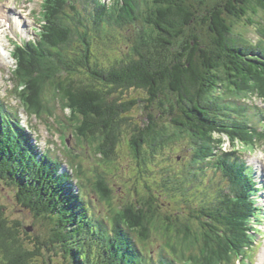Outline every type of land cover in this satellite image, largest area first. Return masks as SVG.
Segmentation results:
<instances>
[{
    "label": "trees",
    "instance_id": "obj_1",
    "mask_svg": "<svg viewBox=\"0 0 264 264\" xmlns=\"http://www.w3.org/2000/svg\"><path fill=\"white\" fill-rule=\"evenodd\" d=\"M49 1L53 4L46 21L51 28L31 49L32 61L21 67V88H26L21 96L16 89V97L31 108L29 104H38L36 92L43 99L41 84L49 81L52 73L57 74L49 86L55 98L67 105L65 110L74 117L72 121L78 123L72 126L70 122L78 134L72 132V138L84 137L90 144L97 140L92 146L98 154L107 156V161L111 154H117L115 146L123 131L131 127L137 161L142 159L141 169L149 170L150 183L145 182L144 195L137 192L129 203H122L114 217L102 218L95 212V202L89 199L88 191L83 188V192H76L72 178L60 173V165L54 159L48 155L38 159L27 134L11 131L4 120L5 105L0 103V181L12 187L17 204L51 225L46 243L38 239L28 247L22 243V223L9 219L0 206V264H53L55 257L60 256L69 264H177V255L168 248L160 250V254L165 252L163 256L155 257L136 243V239L149 235L147 226L151 220L160 217L181 232L170 234L178 242L174 251L185 255L194 246L190 241L194 238H190L193 223L209 237L224 238L203 222L205 217L197 216L203 205L196 206L189 198V186L182 188L185 174H175L181 183H174L168 179L172 177L169 172L161 181L152 172L159 171L155 160L162 156V149L187 138L212 141L216 135H228L233 140L241 136L243 142L256 141L247 133L249 128L237 119L241 110L227 97L238 96L246 101L244 98L257 94L264 104V0H115L112 8L96 5L93 14L86 8L73 19L69 17L68 24L63 18L67 4H61L66 0ZM125 29L136 30V43ZM251 29L255 37L250 36ZM44 42L51 45L49 50ZM59 60L61 69L54 71L53 65ZM29 89L35 94L29 96ZM133 92L135 95H130ZM40 107L44 113L50 111L42 102ZM133 109L144 115L141 124H134ZM231 111L239 116L230 118ZM260 119L264 122L262 110ZM65 121L58 123L65 126ZM110 145L112 148L107 150ZM194 149L192 158L189 156L195 163L193 167L209 153L205 148ZM64 151L79 162V155L65 144ZM19 168L30 170L33 175L28 179ZM158 185H163L157 189L160 193L154 191ZM95 191L97 198L104 201L114 194L102 174ZM164 200H175L178 209L164 211ZM223 210L222 206L214 215ZM184 211L189 213L191 222L181 226L183 219L179 215ZM245 212L238 207L233 216L225 213V221L236 226ZM241 227L238 224L235 243L246 236ZM156 235L161 238V234ZM206 236L202 235L201 241L208 244Z\"/></svg>",
    "mask_w": 264,
    "mask_h": 264
},
{
    "label": "rangeland",
    "instance_id": "obj_2",
    "mask_svg": "<svg viewBox=\"0 0 264 264\" xmlns=\"http://www.w3.org/2000/svg\"><path fill=\"white\" fill-rule=\"evenodd\" d=\"M40 2L41 0H0V65L3 67L0 69V77H1L0 103H3L5 105L6 111H9L10 109L17 110L18 115L20 113H23V111H25V108H28V106L23 107L21 100L18 101L16 98H13L12 97L13 94L11 96V91L13 90L12 88L14 87L13 83L11 82L12 72L9 70L10 64H8L7 61H5L2 56V46L6 45L7 48L10 47V49H12V47L9 46V42H7V40L5 39V36L9 35L10 38H15V37H14V33L4 26L1 17L2 15H5V20L11 23L12 29L18 30L22 27L23 23H25V21H23V23L19 24L18 20L20 18L26 19L25 17L26 16L29 17L32 11L33 13H36L35 9L38 10L40 8L39 5ZM36 23L37 22L35 20L31 19L27 25L39 27L40 23L39 22L37 24ZM111 25H113V23L109 24L108 26H110L111 28L112 27ZM4 28L6 30H4ZM22 30L24 32V35L26 37H29L27 28L24 27ZM110 32H114V30H111ZM124 32L125 33L127 32L126 35L133 42V40L135 39L134 34L136 33V30L132 29V31H130L129 29H125ZM250 32H251L250 36L255 37V34L253 33V29H251ZM134 41L136 43V40ZM107 42H109V40ZM48 47L50 48L51 45H49ZM113 48L116 47L113 46ZM64 50H62L63 54H64ZM108 53L111 52L108 51ZM59 63L60 60L59 62L56 61V65H53L52 69L54 71L61 69L60 66L61 63L60 64ZM56 75L57 74L52 73L49 81L55 78ZM32 79L33 78L31 77V80ZM49 81L47 82L44 81L41 84L42 87L40 93L41 96L43 97V99L41 98L42 101L40 100V96L38 95L39 93L36 92V101L38 102V104L36 102L35 105L29 104V107L31 108H28L32 110V112L38 111L40 116H44L46 115V113H44V111L40 107V104L42 102V104L45 106L46 109L50 108L49 112L52 114V115L50 114V116L48 115L49 119L47 120L48 121L47 123L44 121V119L43 121H41V120H37L35 117H29L28 121L30 126L36 125L38 134L40 135L38 139L40 145L33 143L34 145L37 146L38 151L43 149V145L45 147L46 141L51 144V141L53 140L57 144L59 142L62 146L64 144L66 145L64 141V136L61 133L63 129L60 128L58 130L57 128H53L52 124H54V121H59V120L64 121L66 119L65 122L68 127V123L72 121L71 117L74 118L73 116H71V113L69 114L68 111L65 110V108H67V105L63 101H59L55 98L52 88L49 86ZM30 90L31 89L27 91V94L29 96L31 94L34 95L35 93H32ZM21 91L22 92L19 93L20 96L24 94L25 89ZM134 93L135 92L131 93L130 95H135ZM256 96L257 94L253 95V98L250 99L244 98L246 101L240 100L241 98L238 96L229 95L227 97L228 102L232 103L234 107L241 110L240 113L241 115L239 118L235 117L236 114H233V116L237 118L242 124H245L247 128L254 129L256 127V122L260 117V110L264 112V104ZM127 97L128 96H125L126 99ZM60 107H64V110H62V108ZM54 108L56 109V111ZM133 112L134 113H132V115H134L135 117L134 124H141L145 118L144 115L140 114L138 109H133ZM232 113L233 111H231L230 116L232 115ZM243 113L249 114L248 117L247 116L245 117ZM23 117L24 120H26L25 115H23ZM75 122L77 126L78 125L77 121L74 122L72 121L71 124L74 125ZM57 124L58 123H55V125ZM47 125L49 130L51 131L47 129ZM72 131L73 129H69L68 127L67 133L70 134L72 133ZM55 132H57L58 134H54ZM52 134H54V136H52ZM74 134L75 136L76 135L78 136L77 131H74ZM58 135H60V141L57 137ZM65 136L67 138V143L69 145V148L71 147L73 152L79 155V162H76L75 159L72 157L69 158H66L65 156L62 157L61 155L63 151H61L60 149L57 148V146L52 144L51 146L53 147L55 153H53L51 150L50 154L54 158H57L58 156H61L63 158L65 164L64 166H60V173L64 172V174L70 175V171L68 169L72 170V172L75 174V181L76 182L79 181L78 184L81 187H84L86 191H88V194L91 196V198L92 196L94 197L92 199L94 200L95 205L97 206L94 207L95 208L94 210L99 216L103 215L102 218L103 217L112 218L114 217V214H117V212L119 213V211L122 209V203H127V202L129 203L134 194H136L137 192H140L141 196L145 194V192L147 191V187H145V182L150 183V181H148L150 177L149 175L150 172L147 169L143 171L140 166L141 160L137 161V157L132 145L134 132L132 131L131 127H129V129L126 130V133H124L122 137H120L119 143L115 146V152L117 151V154H115V156L111 154V156L107 161H105V157L107 156L98 154V151H96L95 147L92 146V144L96 145L97 140L95 142L92 141L90 144L85 140L84 137H81L80 139L78 138L74 139L72 138L73 137L72 135L65 134ZM241 139H242L241 136L233 140L229 138L227 135L226 136L216 135L212 141L210 139H207L205 141L201 139L195 141L192 139V141L194 142V144L192 145L191 143L192 141L190 140V138H187L181 141L180 143H178L177 145H174L173 147H169V148L167 147L166 150L162 149L163 150L162 156L158 155L155 160L160 174L159 176L157 175L158 181H161L162 176H164L166 172H169V174H171L172 177H174L175 174L179 176H181V174H188V175L193 174L194 169H192V167L195 163H192L193 161L189 160L190 159L189 156H191L192 158L193 150H195L194 148H196L197 150L202 149L201 151H203L204 148L208 149L207 151L210 152L209 156H211L210 157L211 159L212 157L220 153L221 148L227 151H232L233 149H235L236 151H240L243 149V147H245L252 151V153H250L252 156L247 154L248 156H250L251 163L257 165L259 159L264 160V155L260 153L264 141L258 140V141H252L251 143H245L242 142ZM99 142L100 141L98 140V143ZM198 146L201 149L198 148ZM81 147H83L84 150L81 149ZM106 148L107 150H110L112 148V145ZM143 154L144 155L146 154V148H143ZM207 160H208V155L205 157L204 161L199 162V165L202 166L204 164L203 167H205V165L208 163ZM204 170L206 172L205 174H207L206 167L204 168ZM105 172H107L110 175H105L104 174ZM23 173L28 178H30L29 176L33 175V172L30 170H26ZM156 173H157L156 171L152 172V174L154 175ZM100 174L105 176V179L108 180L110 186L114 189V194L109 198H107L106 201H102L103 199L102 197L98 199L96 196L95 188L97 187L98 177L100 176ZM78 178H81L83 180L77 181ZM168 179H171V176H168ZM177 181L178 180L175 179V181L173 182H177ZM162 186L163 185H158L154 191L160 189ZM190 189L193 188L190 187L189 190ZM157 192L160 193V190H157ZM163 203H165L163 205L164 211L171 212L175 209V205L173 204L172 201L168 200V202H166L164 200ZM0 206H3L5 208V214L9 219L19 220L20 223H22L23 227H21V231H22L21 238H23L22 240L23 244L25 243V245L28 247L32 245L34 246L35 242H37L38 239L43 241V243H46L45 239L48 238L46 234L51 228L49 222L42 218H35L28 210L24 209L19 204H17V200L15 201V192H13L12 187L3 184L1 181H0ZM216 208L214 209V211H210V212H216ZM92 214L94 215V213ZM207 214L209 215L210 213L208 212ZM211 216H212L211 218H209V216L205 217L203 219V222L205 224L209 223V225H211L215 230H217L219 235H223L224 238L222 237L217 238L213 236L209 237V234H207L205 231H202L199 225L193 223V225H191L190 227L192 231V235L190 238L192 237L194 238H192V240L190 241L194 246H192V248L189 249V251L185 255L183 251L180 250L179 252L174 251L176 250L175 245H178L177 244L178 242L175 241V239L170 234L172 232H179V233L181 232L175 227H169V225L163 221V218L161 219L160 217L158 218V220L152 219L151 224L147 226V229L148 230L150 229V233L149 231H147L146 234L149 233V235L147 237L145 236L140 237L143 251H147V252L153 251L155 253V251L159 246L158 253L155 254V256L160 257L163 256L162 255L163 253H165V252L161 254L159 253L163 246L165 249L168 248L169 252L171 253L174 252V254L177 255L176 257L183 261H186L187 255L190 256L189 253L194 252L193 256H191L196 260L194 261V264H209V263L210 264H250V261L248 259H246V261L244 262L241 261V257H242L241 254H243L244 258H246L248 256V253L250 252L249 250L241 249L239 250L240 255L239 254L238 256L234 255L236 250L232 245L235 243L236 236H238L237 226L225 221L226 214L224 210L220 213V215H217V220L223 218L222 224H226L228 226H224L219 222H216L215 221L216 217L213 215ZM188 217H189V213H185V211L184 213H181L179 215V218L183 220H181L179 224L183 226L184 224L189 222L191 218ZM262 226H264V221L262 223ZM125 228L126 227L123 226L122 230L125 231ZM28 229H31V231H29ZM152 229L153 230L157 229V230L153 231ZM183 229H185V227H183ZM183 229H181V231H183ZM260 229H262L264 234V227ZM25 230H28L27 234H24ZM137 231L143 234L140 229L139 230L137 229ZM156 232L158 235L161 234L160 239L156 235ZM202 235L205 236L208 235L206 236L208 238V244H206L204 248L207 250H203V252H200L202 245H204L203 242L201 241ZM252 241H256L257 242L256 245L264 243V239H262L261 237L258 238L252 237ZM146 247L149 250L146 249ZM228 250L230 251V253L227 252ZM218 251H221L223 255L219 254ZM251 253L256 254L255 250L250 252L249 258H251L250 256ZM201 254L204 256H202ZM204 257L207 259L210 258L214 259V262L208 261L209 263H207L206 261L207 259L205 260ZM237 259L238 262L236 263ZM53 264H69V263L65 261L62 258V256H60V257H55Z\"/></svg>",
    "mask_w": 264,
    "mask_h": 264
},
{
    "label": "clouds",
    "instance_id": "obj_3",
    "mask_svg": "<svg viewBox=\"0 0 264 264\" xmlns=\"http://www.w3.org/2000/svg\"><path fill=\"white\" fill-rule=\"evenodd\" d=\"M124 133H126V131H123V134ZM123 136V135H122ZM121 136V137H122ZM29 138V137H28ZM119 140H120V138H119ZM29 141L33 144V143H35V140H30V138H29ZM36 147V146H35ZM37 150V152H38V154H39V156H37L38 157V159H45V158H43L44 156H45V154L40 150V151H38V149H36ZM49 154V153H48ZM54 160H55V158L54 157H52ZM142 160V159H141ZM19 170V172L20 173H23V172H25L26 171V169L25 168H19L18 169ZM24 174V173H23ZM25 175V174H24ZM26 176V175H25ZM26 178H27V176H26ZM28 179H30V178H28ZM78 183H79V181H78ZM73 187H74V189H75V191L76 192H79V190H78V188H76L74 185H73ZM84 188V187H83ZM91 196H89V198H90ZM102 201H104V200H102ZM88 202V201H87ZM29 231H31V229H28ZM27 230V231H28Z\"/></svg>",
    "mask_w": 264,
    "mask_h": 264
},
{
    "label": "bare ground",
    "instance_id": "obj_4",
    "mask_svg": "<svg viewBox=\"0 0 264 264\" xmlns=\"http://www.w3.org/2000/svg\"><path fill=\"white\" fill-rule=\"evenodd\" d=\"M16 72L19 74V76L21 77V75H22V71L21 70H16ZM49 111H46L45 113L47 114ZM42 142V141H41ZM44 142V141H43ZM196 244V243H195ZM203 250H207V249H203ZM263 254H264V252L262 253V256H263ZM205 259H207V258H205ZM208 261L210 260V259H207ZM262 264H264V257L262 258Z\"/></svg>",
    "mask_w": 264,
    "mask_h": 264
}]
</instances>
